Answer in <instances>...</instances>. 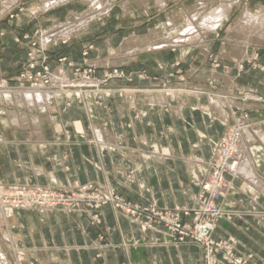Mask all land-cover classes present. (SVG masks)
I'll return each instance as SVG.
<instances>
[{
	"label": "crops",
	"instance_id": "obj_1",
	"mask_svg": "<svg viewBox=\"0 0 264 264\" xmlns=\"http://www.w3.org/2000/svg\"><path fill=\"white\" fill-rule=\"evenodd\" d=\"M70 1L39 13L50 14L44 19L47 22L65 20L80 10L78 3ZM125 1L112 0L108 22L91 19L64 36L71 37L88 26L86 32L53 49L54 54L81 63L86 59L84 48L92 45L87 58L99 66V76L103 67L124 64L133 80L109 81L108 87L123 88L111 94L75 88L50 95L46 109H23L32 121L28 127L0 116L3 185L65 189L96 182L129 200L154 202L159 207H192L200 180L208 173L199 164L208 165L227 123L240 111L252 110V119L259 122L244 130L241 142L252 149L258 177L226 175V188L219 199L222 214L213 238L233 240L238 253L250 256L254 264H264V104L235 97L238 90L264 96V42L253 50L248 48L245 58L233 46L218 51L215 36L202 50L164 48L127 51L126 56V44L145 40L161 20L135 15L140 8L146 14L155 11L157 5ZM32 19L36 22L38 18L15 21L18 30L31 28ZM5 38H0V72L9 74L22 64L27 48ZM47 44L50 41L43 45ZM259 48V65L254 67L248 59ZM214 56L226 67L211 64ZM180 72H186V82L180 81ZM188 85L205 89V93L183 91ZM210 95H222L226 102L216 107L209 103ZM156 149L161 150L156 154ZM194 158L198 161L193 162ZM246 158L242 163L248 165ZM14 211L15 221L7 230L13 246L25 250L26 264H201L203 250L196 243H175L161 226L144 230L140 222L111 205L100 209L101 225L92 224L90 212L62 208Z\"/></svg>",
	"mask_w": 264,
	"mask_h": 264
},
{
	"label": "rangeland",
	"instance_id": "obj_2",
	"mask_svg": "<svg viewBox=\"0 0 264 264\" xmlns=\"http://www.w3.org/2000/svg\"><path fill=\"white\" fill-rule=\"evenodd\" d=\"M72 1L74 3L79 4L80 10H77L78 12L74 11L72 13L73 16L70 15L65 20H59L57 22H47L44 19L50 17V14L48 12L43 14L39 12L49 11L50 8L52 9L55 7L43 9V0H0V38H4L5 36V40H12L19 47L24 46L27 48V50L25 51L26 58L22 60V64L16 69V71H13L9 74L4 71L0 72V91L4 88L11 89L12 91H17L18 89L21 91L23 88H25L29 90L47 89V92H49L50 90H52V88H61L62 86V90L77 88L79 90H100V92L102 91L111 94L112 90H114L115 88L107 86L109 81L113 79H125L127 81L133 80L132 75L124 70V64L103 67L101 75L99 76V66L91 61H88L87 58L90 48L93 47L92 45H87L84 48L83 56L86 57V59L81 63L75 62L74 60L70 59L65 55L54 54L56 51H54L53 48L69 44L71 40L75 38L79 33L86 32L89 28L88 27L87 29H82L81 31L74 32L71 37L62 36L60 34V32L64 30L63 25H67L72 22L75 23V21H78L79 17L83 15L84 12L89 9L91 5L85 3V0H71L70 2ZM220 1L223 0H165L164 7H161L152 1L153 3L150 4L157 5L155 7V11H150L146 14V11L143 8L135 10V15H137V18L138 13H141L142 16L139 18H145L148 19V21H155L158 19L161 20L150 28L146 39L141 40V44L140 41L137 42L138 45L140 46V48L144 46L142 50H147L146 47L152 44L153 41V44H155L154 46H160L161 44H163V40L168 34L167 32H170V29L172 28L168 26L171 20L174 23H183L184 21H186L185 19L195 15L201 9V12L205 11V9L208 10L212 7L211 5L213 2L214 4H218ZM67 2L64 3L66 4ZM124 3H128V1H125ZM214 4L213 6H215ZM234 4L235 5L231 14L229 15V18H227V20L223 23L222 26L218 27L215 31H212L209 34L210 36L208 35V38H212L211 36H215V38H217L218 42L215 48L218 51L225 45H243V43L237 42L239 39H236L237 41H233L234 39H229L230 28L235 24L236 19L240 16L242 11L244 10V7H248L250 10L256 11L258 10L259 6L264 5V0H234ZM111 7L112 5L107 10L103 11L101 15L99 14V17H93L92 20H97L99 22L105 21L104 23L108 22L106 21L107 16L109 14L107 12L111 10ZM23 17L38 19L36 20V22L35 19H32L30 21V23L32 24L31 28H29L28 30L21 31L18 30L19 28L15 21L18 22V20L22 19ZM164 27L166 29H164ZM50 28L53 29L51 30ZM153 28H158V33H160L158 37H154L150 34ZM48 34L53 35L54 37L51 38L52 40L50 44L43 45L42 40L47 38ZM11 36L12 39H10ZM209 42V40H205L203 42L197 41L185 47L200 48L206 44H209ZM263 42L264 41H262V43ZM262 43H260V45ZM197 44H203V46H199ZM4 45H6L5 42ZM263 45L264 43L261 46ZM164 48L174 51L176 48L180 47L167 46ZM248 48H250V50H253V48H255V44L249 46ZM261 48L256 50V55L253 59H248V62H251L252 66L254 67H257L259 65L256 62V59H258L259 56L258 50H260ZM51 55H54L52 59ZM223 59L224 58H222V60ZM211 64L218 68L223 63L220 61V58H215L214 56V59L211 61ZM178 65L180 64L178 63ZM223 66L226 67L224 64ZM140 75L146 74L145 72H142ZM61 76H63V78H67L66 82L61 78ZM179 76L181 77L180 81H187L186 72H180ZM209 84L212 85V83ZM209 84L208 86H210ZM188 86L189 87L182 88L184 89L183 91L205 93V89H197L198 87L193 85ZM118 89L122 90L123 88H116L115 90ZM235 97L237 100L243 98L247 100H254L256 102L264 104V96L254 90L243 92L238 90L236 92ZM2 100L0 99V107H5L6 109L12 107L16 108L15 105H12L11 103L7 104V102H5L6 100ZM97 103H101V101H97ZM251 111L252 110H242L240 111L241 113L235 116L231 122L227 123V129L225 131V134L214 145L212 158L210 161H208L207 172L209 171V173L206 172L207 175L201 178L197 199L194 206L192 207H159L154 202H141L138 200H129L112 191L110 188H106L105 186H102L96 182H88L87 184L83 185L77 184L67 187L65 189H57L56 191L66 193L67 197L78 201L74 202L75 205L71 207L56 206L54 208H62L69 212H90V219L92 224L101 225L102 215L100 213V209L104 206L111 205L131 220L140 222L141 227L144 230L161 226L166 230V232L169 234V236L175 243H182L186 241L196 243L203 250L201 264H210V262L211 264H254L250 260V256H243L242 254L237 252L233 240L226 238H221L217 240L213 238V233L217 226V221L222 214V208L221 206H219V199L223 193V189L226 186V175H232L231 171H227L226 167L222 164L223 152L228 145L229 139L239 133L238 130H240V133H243L244 130L251 128L254 123L259 122L252 119ZM233 132L236 134H233ZM241 140V138L239 140L237 139L236 145L240 146ZM231 156L234 159L236 158V154ZM244 157L245 156H242L241 161H243ZM220 173L223 174L224 178L223 184L218 186V192L216 191V189L215 191L214 189H210V191L203 187L204 184L206 185L205 182L207 180L211 181L212 178H214L212 182L215 181V184H218V178H215V176L219 177L218 175ZM17 187L18 189L39 188V186L28 184L20 186L15 185L13 186V188L12 186H6V188L11 191L12 189ZM85 187H87V190H84ZM80 188L84 191H80ZM47 189L51 188H44V190ZM12 200L15 201L16 199L12 197ZM12 200H10L11 203H14ZM21 208L23 207L21 206ZM7 225L8 223L4 222L2 216L0 215V251L5 254L10 264H21L20 257L17 255V252L13 247L11 238H9L10 236L6 237V234L9 235ZM101 239H105V237L102 235Z\"/></svg>",
	"mask_w": 264,
	"mask_h": 264
},
{
	"label": "bare ground",
	"instance_id": "obj_3",
	"mask_svg": "<svg viewBox=\"0 0 264 264\" xmlns=\"http://www.w3.org/2000/svg\"><path fill=\"white\" fill-rule=\"evenodd\" d=\"M11 1H13V0H11ZM67 1H69V0H43L42 7H43V9L50 8V7H56V6L61 5L62 3L67 2ZM127 1L129 2V0H127ZM143 1H144L143 3H145V5H147V6L150 5L149 1L150 2L153 1L155 4H157V5L161 6V7H164V5H165V0H143ZM85 3L91 4L90 7H89V9H87L84 12V14L79 17V20L78 21H75V23L72 22V23H69L67 25L66 24L63 25L64 30L62 32H60V34L62 36L67 35L71 31H73L74 29H76L77 27H82L83 24H85V25L88 24L90 22V20L93 19V17L95 18L97 16L98 11H99V13H102L103 11L107 10L113 4L111 0H85ZM213 4H214V2L212 3V5H211L212 7L210 9H208V10L205 9V11H203V12H201L202 11V9H201L195 15L191 16L190 18L185 19L186 21H184L183 23L182 22L181 23H174L171 20L169 22V25L168 26H170L172 28L170 29V32H167L168 33L167 36L165 35L166 37L163 40V44H161L160 46H154L155 44H153L154 43V41H153L152 44H150L149 46L146 47L147 50H157V49L164 48V47H167V46L185 47V46H188L189 44H192V43L197 42V41L198 42H203L205 40H208L209 39L208 38V35L212 31H215L218 27L222 26L223 23L227 20V18H229V15L231 14V12L233 10V7L235 5L234 4V0H223V1H220L218 4H214L215 6H213ZM124 5H126V4H124ZM55 27H53V28H55ZM53 28H50V29L52 30ZM83 28H88V26L83 27ZM164 29H166V28L164 27ZM60 34H58V35H60ZM150 34L153 35L154 37H158L160 33H158V28H153L151 30ZM55 37H57V36H55ZM51 38H53V35H49L48 34V37L45 38V40H42V44H44L46 42H49V41L51 42V40H52ZM229 39H234L233 41H237L236 39H239L237 42L238 43H243L242 46L241 45H237V46H233L232 47V49L234 51H237L238 54H239V56H241V57L243 55H245V53H247L246 51L248 50V47L249 46H252V45L255 44V47H256V46L260 45V43H262V41H264V5L259 6L258 10H256V11L250 10L248 7H246V8L244 7V10L240 14V16L236 19L235 24L230 28ZM132 42L133 41H131V42H129V43L126 44L127 45V48L126 49L123 48V50H126V51H124V54L125 55H126V52L127 51L128 52L130 51V54H134V53H136L138 51H142V48L144 46L142 48H140V46L138 45V43H134V42L132 43ZM135 42H136V40H135ZM141 43L142 42L140 40V44ZM158 43H156V44H158ZM197 45L203 46V44L202 45L197 44ZM120 49H122V48H120ZM201 50H202V48H201ZM120 51L122 52V50H120ZM64 77H66V76H64ZM61 78L63 80H65V82H66L67 78H63V76H61ZM61 88H62V86H61ZM61 88H54V89L52 88V90H50L49 92H47V89L46 90L22 89L21 91L19 89L17 91H12L11 89H6V88L1 89V91H0V99L1 100L2 99L6 100L5 102H7V104L8 103L9 104L11 103L12 105H15L16 108H13L12 107L10 109L9 108L6 109L5 107H0V116H3L4 118H5V116H8L9 119H10V121H11V123L14 124V125H25V126L28 127V125H32L31 124L32 121H31V119L28 116L30 114L27 115L22 110L23 109L33 108V107L34 108H39V109H46L47 108V105H48V103L50 101V95H53L55 93L58 94V93L62 92L63 90ZM99 91L100 90H98V91L96 90V92H99ZM189 93H191V92H189ZM161 96H163V95H161ZM159 98L157 100H159ZM210 100H211V102H209V103L212 104V105H214V106H216V107H220V102H222V103H225L226 102V99L225 98H223L221 96H218V95H210ZM161 102H162V100H161ZM2 103H3V100H2ZM35 119H34V121H35ZM33 126H34V124H33ZM8 127H10V126H8ZM241 136H243V133H241ZM241 136H240V138H241ZM263 140H264V138H263ZM160 150L159 149H156L155 150V153L158 152V151H160ZM236 150H237L236 151V159H237L236 163H234V164L231 163V164L228 165L230 167V170H231L232 175H236V176H239V177H242V178H252V177L255 178L256 172L254 170L255 169L254 168V165H255L254 163L256 161H255L254 155L252 154L251 147H250V149H248L246 147V145L245 144L243 145L242 142H241L240 143V146L237 145ZM242 156H246L247 157L246 160H247L248 165L242 163V161H241ZM195 158L193 159V162H194ZM197 161L198 160H195V162H197ZM191 162H192V159H191ZM200 165H201V168L202 167L204 168L205 172L208 170L207 169L208 168V165L207 166H204L205 164H199V166ZM191 170H193V169L191 168ZM208 173H209V171H208ZM207 177H209V176H207ZM256 177H258V176H256ZM259 178H260V176H259ZM2 180L3 179L0 178V215L2 216L4 222H6L8 224H13L14 221H15V212H16V211H14V209L15 208H21V206H23V209L24 208H27V207H31V208H34L35 207V209L38 208L39 210H43V211L50 210L51 209V207L49 206V203H45V207L32 206L33 205V204H31L32 203V200H27V202L30 203V204H22L19 201H17L18 200L17 199L18 198L17 196L15 198L16 200L13 201L12 200V197L9 198L8 196H6V195L3 194V193H8L11 190L7 189L6 186L3 185ZM213 180H214V178H213ZM222 180H223V177H222ZM221 182L222 181L219 180V179H218V184H215V181H213L212 183H210V186L209 187L207 186L206 189L207 190L216 189V191H218L219 187L218 186L217 187H214V186L215 185H220ZM257 185H258V183H257ZM257 185H255V186H257ZM12 188H13V186H12ZM39 188H45V187H39ZM225 188L223 189V192L225 191ZM51 189L52 190H57L56 188H51ZM12 190H18V187L16 189H12ZM10 200H12L14 203H11ZM254 201H255V199H254ZM53 208L54 207L52 206V209ZM46 213H47V211H46ZM8 234H9V232H8ZM7 236H9V235L6 234V237ZM13 247L16 250L17 255L20 257V261H21L20 263L21 264H26L25 263V257H27V256L25 254V250L18 248L16 245H14ZM0 264H10L9 261L7 260L6 256H5V254L2 253L1 251H0Z\"/></svg>",
	"mask_w": 264,
	"mask_h": 264
},
{
	"label": "built area",
	"instance_id": "obj_4",
	"mask_svg": "<svg viewBox=\"0 0 264 264\" xmlns=\"http://www.w3.org/2000/svg\"><path fill=\"white\" fill-rule=\"evenodd\" d=\"M238 132L239 133H237L236 136L234 135V137H231L229 139L228 145L224 149V152H223L222 164H223V166L226 167L227 171H231L230 167L227 165L231 164V163L234 164L237 161V159L232 158L231 155H235L236 151H237L236 150V147H237L236 141H237V139L239 140L240 136H241L240 130H238ZM233 134H236V133L233 132ZM223 171H224V169H223ZM218 176L219 177L215 176V178H218L219 180H221L222 181L221 184H223V180H222L223 174L220 173ZM212 180H213V178H212ZM212 180L211 181L207 180L205 182L206 185L204 184L203 187H205V188H207V186L209 187ZM216 186H219V185H215L214 187H216ZM14 189H16V188H14ZM84 190H87V187H85ZM84 190H82L80 188V191H84ZM3 194L8 196L9 198H11V197L16 198V196H17L18 197L17 201H19L22 204H30L27 202V200H32L31 204H33L34 206H39V207H45V203H49L50 207H52V206L53 207H56V206L57 207L58 206H61V207H68L69 206V207H71V206L75 205L74 202L78 201V200H74V199L67 197L66 193L56 191V190H52V189L44 190V188L18 189V190H12V191H9L8 193H3ZM210 264H211V262H210Z\"/></svg>",
	"mask_w": 264,
	"mask_h": 264
}]
</instances>
